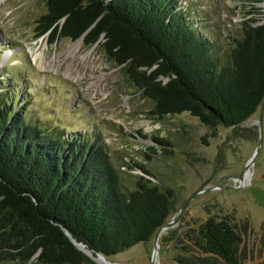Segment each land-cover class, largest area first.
Masks as SVG:
<instances>
[{"label": "trees", "instance_id": "1", "mask_svg": "<svg viewBox=\"0 0 264 264\" xmlns=\"http://www.w3.org/2000/svg\"><path fill=\"white\" fill-rule=\"evenodd\" d=\"M191 21L180 0H46L36 39L99 45L158 119L188 113L213 130L237 128L264 99V25L244 22L224 62ZM18 89L0 92V262L96 264L64 230L107 259L170 221L173 191L153 184L146 166L134 165L141 175L126 190L98 142L32 123ZM240 241L231 223L210 218L194 245L208 260L236 264Z\"/></svg>", "mask_w": 264, "mask_h": 264}, {"label": "rangeland", "instance_id": "2", "mask_svg": "<svg viewBox=\"0 0 264 264\" xmlns=\"http://www.w3.org/2000/svg\"><path fill=\"white\" fill-rule=\"evenodd\" d=\"M263 5L264 0H180L224 62L233 41L242 38L244 22L264 25ZM45 12L46 0H0V92L19 88L17 104L32 123L56 128L66 138L98 142L126 190L132 191L141 175L134 165L146 166L153 184L173 191L169 220L188 203L177 224L160 236L155 264H223L208 260L194 245L198 229L210 218L228 221L239 234L236 264H264V105L231 129L207 128L188 113L158 119L150 115L153 103L99 45L53 42L50 35L36 39L37 21ZM261 115L263 144L245 178L259 144ZM156 138L170 146L161 148L152 141ZM154 237L107 260L150 264Z\"/></svg>", "mask_w": 264, "mask_h": 264}, {"label": "water", "instance_id": "3", "mask_svg": "<svg viewBox=\"0 0 264 264\" xmlns=\"http://www.w3.org/2000/svg\"><path fill=\"white\" fill-rule=\"evenodd\" d=\"M93 27V26H92ZM91 27V28H92ZM90 28V29H91ZM81 40H83L82 38H80L79 40H77V42H80ZM168 79H164V82H167ZM264 105V99L262 101V104H261V107H263ZM258 128H259V144L252 156V158L248 161L247 165L245 166V169H244V172H246L247 170H249L250 166L253 164L255 158L258 156L259 154V151L261 149V146L263 144V134H262V115L260 116V119L258 121ZM244 172L240 175V177L238 178V180H242L243 178V174ZM188 204V203H187ZM185 204L179 211L178 213V216L175 218V219H172L170 220L169 222H167L165 225H163L159 231L156 233L155 237H154V249H153V253H152V257H151V261H150V264H155L156 262V259H157V255H158V243H159V238L160 236L167 230L171 229L172 227H174L177 222L179 221L182 213L184 212L185 208H186V205ZM64 234L65 236L70 240V242L73 244L74 247H76V249L80 252H82L83 254H85L89 259H91L93 262L97 263L95 261V259H102L103 261L106 262V264H113V263H110L109 261H107V259L101 255V254H98L96 253L95 255H93V252L91 251H88L85 247V245H83L82 243H79L77 242L73 237L72 235L67 231V230H64ZM94 258H93V257ZM98 264V263H97Z\"/></svg>", "mask_w": 264, "mask_h": 264}, {"label": "bare ground", "instance_id": "4", "mask_svg": "<svg viewBox=\"0 0 264 264\" xmlns=\"http://www.w3.org/2000/svg\"><path fill=\"white\" fill-rule=\"evenodd\" d=\"M263 8H264V5H263ZM81 42V41H80ZM80 44H77L75 45V47H79ZM72 48V47H71ZM246 175L250 177L251 175V172L247 171V174H245V178H246ZM93 257V256H92ZM94 258V257H93ZM95 261L98 263V264H106L105 261H103L102 259H95ZM108 261V260H107Z\"/></svg>", "mask_w": 264, "mask_h": 264}]
</instances>
